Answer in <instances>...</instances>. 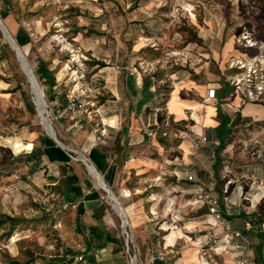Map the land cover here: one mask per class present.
<instances>
[{
  "label": "rangeland",
  "instance_id": "rangeland-1",
  "mask_svg": "<svg viewBox=\"0 0 264 264\" xmlns=\"http://www.w3.org/2000/svg\"><path fill=\"white\" fill-rule=\"evenodd\" d=\"M0 18L18 45L21 29L29 35L30 43L19 47L44 91L48 121L85 176L101 188L110 229L124 244L126 264H142L148 250L154 256L153 237L162 233L160 228H169L160 221L161 211L150 207L154 197H175L182 205L197 199L196 192H181L187 186L195 191L182 180L193 166L204 188L211 187L208 173L218 171L214 179L220 199L240 211L237 223L253 239V247L255 238L264 242V121L237 115L241 119L216 155L222 161L216 167L210 158L211 150L219 148L215 129H205L209 143L190 153L182 145L190 142L188 134L194 138L192 120L173 127L163 143L147 135L156 127L154 95L169 101L186 83L193 82L198 91L216 81L219 56L231 46L240 24L264 38V0H10L9 5L0 0ZM41 63L54 77V87L39 80ZM147 81H152L151 90L143 93ZM133 116L146 139L141 150L124 148L134 150L133 156H141L147 167L140 177L109 188L122 215L81 159L88 158L92 140L124 152L123 127ZM45 128L17 52L0 30V221L12 217L21 223L0 226V264H84L68 258L81 256L89 243L76 210L59 203L49 172L39 167L32 173L35 164L26 158L32 150L24 147L38 134L49 135ZM128 130L130 138L132 124ZM225 209L221 206L224 220ZM203 212L211 218L205 208ZM243 216L257 218L253 231L246 230ZM90 257L85 264H99Z\"/></svg>",
  "mask_w": 264,
  "mask_h": 264
},
{
  "label": "crops",
  "instance_id": "crops-1",
  "mask_svg": "<svg viewBox=\"0 0 264 264\" xmlns=\"http://www.w3.org/2000/svg\"><path fill=\"white\" fill-rule=\"evenodd\" d=\"M230 41L229 45L231 46L224 47V52L219 56L218 64H220L218 65V79L216 81L206 82L204 86H201V88L198 89V91L192 89L194 87L190 84H193V82L186 83L185 87L174 92L168 101L167 106L177 121H186L187 111H196L197 115H199L204 121L203 127L199 128L197 122L193 120L195 123L192 127L194 138L189 137L190 142L184 141L183 143V145H187L189 153L193 150L192 141L198 140L203 135L207 136L205 129H215L217 133V129L221 125V120L218 117L219 111L232 119V121H234L239 114L245 118L264 121V105L248 104L240 113H234L227 106L220 105L218 101H211L205 109L202 107L201 102L206 95L208 85L222 81L221 73L225 62L232 52H234L233 38ZM145 84L146 85L143 87V93L149 89L151 90L150 83L147 81ZM182 91L185 92L186 97L184 98L181 96ZM192 95H195V97L191 98ZM220 95L222 98H225L227 93L223 92L220 93ZM208 107L211 110H208ZM136 113L139 116L141 111L138 109ZM188 116L190 117V115ZM135 119V116H133V118H131L132 122H128V126L123 127L124 138L121 139L120 142L121 145H123L124 152L121 154L114 149L112 150L108 149V147L97 146L94 140L90 141L92 146H90V152L87 159L97 172L100 173L108 187L113 190L117 189L120 184H124L126 180L128 182V179L131 176L136 175L140 177L139 173L142 172L143 168L147 167L144 163V159L141 156H133L134 150H130V148L137 151L141 150V144H143L146 139L140 131L139 123H136L135 125ZM131 124L132 134L129 138L127 136V131H129L128 127H130ZM113 127L112 124L111 128ZM127 137L129 139H127ZM52 142L55 143L49 135L38 134L36 139L33 140L32 143H29V145H33L32 150L41 149L44 151L52 144ZM56 146L60 147L57 144ZM124 146L130 148H127V151H125ZM60 148L65 152V155L70 158L69 162H52L47 156H41L40 158V167H43L45 172H49L48 174L52 179L51 184L53 186H57L60 183L61 178L68 176H75L78 179L69 186L70 189L72 187L70 191L67 193L64 191L62 196L58 194L60 197L59 203L64 204V208L68 207L75 209L78 216H80L79 225L81 226L82 231L85 230L88 234L86 236H88L87 239L90 243L94 241L95 244H91L93 248L92 250L95 251L93 252V256H95V258L97 256L96 261L99 264H126V260H124L125 256L122 252L114 253L111 244H104L105 241H110L109 238L112 239L116 237L110 229L111 227L108 222L109 207L104 201V195L100 191L101 188L96 186L90 178L85 176L80 165L77 163L80 162L78 159H75L64 147ZM183 149L186 151L185 148ZM92 150H94V153L91 155ZM64 157L62 156L58 159L63 160ZM81 162L84 163L82 159ZM136 170L138 173L135 174ZM99 186L102 187L100 184ZM210 189L214 193L213 195L220 200L219 195L221 192L219 189L216 190L215 184H211ZM181 190L183 194L195 192L191 186H187V188ZM227 193L228 192H226V194ZM152 196L155 195L153 194ZM223 199L220 203L222 207L226 208L225 213L227 214V221L232 223L234 227L239 228L236 214H240V211L238 212L235 205L227 206L224 204ZM179 205L182 206V209L179 208L177 210V206ZM150 207L161 211L160 213L165 220L161 219L160 221L166 222V224L163 225L168 226L169 228H160L159 231L163 233V236H161V233L157 237H153V241L157 240V245L154 244V247L157 248V250L152 251L154 256H152L151 251L148 250V252L144 254L146 260L145 262L143 261L142 264H239V252L231 244L222 239L225 233L223 228L203 212V205L196 200H188V202L186 201L185 204L182 205V202L175 197L171 198L162 195L160 197H154L150 201ZM145 226H147L146 223ZM209 232H212L213 237L220 241L217 245L213 244L212 239L208 235ZM116 236L118 238V235ZM168 237H171L170 241L168 240ZM255 241L256 244L253 247L255 261L257 254L256 250L261 243L263 244L264 259V242L262 240L259 241L257 238H255ZM162 244L164 245L163 248L161 246ZM158 252H162L164 259L158 258ZM150 257H152L151 260L147 261Z\"/></svg>",
  "mask_w": 264,
  "mask_h": 264
},
{
  "label": "built area",
  "instance_id": "built-area-1",
  "mask_svg": "<svg viewBox=\"0 0 264 264\" xmlns=\"http://www.w3.org/2000/svg\"><path fill=\"white\" fill-rule=\"evenodd\" d=\"M233 49L234 52L227 58L223 67L222 81L207 87L206 95L202 100L204 109L211 101H218L220 105L227 106L234 113H240L248 104L264 105V38L258 35L257 30L249 29L242 24L234 32ZM223 92L227 93L225 98L220 95ZM194 113V111H187L188 122L190 120L194 122ZM171 117L175 118L167 106L165 119L167 125L170 123ZM154 133L153 130L147 135L153 137ZM164 136H167V133H164ZM187 137L192 138L189 134ZM209 141V138L203 135L198 140L193 141V148L199 151ZM198 174V169L195 166L187 172V180L195 188L196 201L207 207L208 214L216 223L224 225L225 235L222 239L239 252V264H256L252 240L224 220L220 200L199 184ZM227 191L228 185L226 187ZM251 228V224L247 223L246 229L251 230ZM208 235L213 244L217 245L220 242L213 237L211 232ZM158 258L164 259L162 252H158ZM83 259L84 257L81 255L76 258V261L82 262Z\"/></svg>",
  "mask_w": 264,
  "mask_h": 264
},
{
  "label": "trees",
  "instance_id": "trees-1",
  "mask_svg": "<svg viewBox=\"0 0 264 264\" xmlns=\"http://www.w3.org/2000/svg\"><path fill=\"white\" fill-rule=\"evenodd\" d=\"M4 3L9 5L10 4V0H4ZM242 24L239 25L238 28L241 27ZM30 37L29 35H27L26 33H24V31L21 29L19 32H18V37H17V41L19 43V45L21 47L23 46H27L29 43H30ZM37 74H38V77H39V80L40 81H46L48 82V84L52 87H54V77L51 76V73L48 72L45 67L42 65V63L38 66V70H37ZM148 83H150V85L152 84V81H148ZM45 85V84H44ZM146 84H144L145 86ZM154 100L157 99L158 102L156 103V107L154 108V120H155V133H154V138L155 139H159L160 142H164L165 138L168 136V131H170L173 127H175L176 125H178L179 123H183V122H187L186 121H177L175 118L171 117L170 118V123L167 125L165 123V119H166V111H167V104H168V101H165V97L164 96H161L159 94L157 95H154L153 96ZM49 99H51L52 101L55 100V97L54 95H50L49 96ZM218 117L220 118L221 120V125L218 127L217 129V137H216V140L215 142L218 143V150L217 151H214V150H211V160L214 159L213 163L215 164L214 167L217 166V164H220L222 163L221 159H219L217 157L216 159V155H219L221 150L225 149L226 146H227V143H228V138H229V135L231 133V128L234 127L239 121H240V117L237 118V120L235 119L234 121H232V119H230L228 116L224 115L221 111H219L218 113ZM164 133H167V136H164ZM183 134V133H182ZM227 141V142H226ZM203 149V148H202ZM201 149V150H202ZM94 153V150L91 151V155ZM41 156H47L50 161L52 162H56V161H63V162H69L70 161V158L68 156L65 155V152L60 148V147H57L55 143L52 142L51 145L48 146L47 149H45L44 151H42L41 149L40 150H32L29 155L26 157L27 158V161L29 164H35L34 167L32 168V173H34L35 171H38L39 170V167H40V158ZM64 157L63 160L61 159H58L59 157ZM212 166V167H213ZM213 172H209L208 173V176H209V179H211L210 183L211 184H215V179H216V175L218 174V171L215 172L214 170H212ZM186 176L184 179H182L183 181H185L186 183H188L190 185V183L188 182L187 180V173H185ZM213 174V175H212ZM67 175V173H66ZM65 175V176H66ZM215 178V179H214ZM198 179H199V182L200 184L203 186L204 183L201 179V177H199V174H198ZM78 179L75 177V176H68V177H65L64 180L60 181V183L56 186V191L57 193L62 196L65 191V193H67L68 191H70L72 189H70L69 186H71L73 184V182H76ZM227 186V185H226ZM205 188L207 190H209L210 192L211 189L210 187L207 185L205 186ZM229 188V186H228ZM229 190V189H228ZM79 191V190H78ZM80 192V191H79ZM228 192V191H227ZM212 194H214L212 192ZM220 201L222 202V199H220ZM64 206V204H63ZM206 210H207V207H204ZM208 211V210H207ZM80 217V216H79ZM227 217V216H226ZM2 221H0V226H6V225H9V226H16V225H19L21 223L18 222L17 224V219L15 218H12V217H3ZM243 219L244 220V223H245V228H246V224L247 223H250L252 228L251 230L253 231V229L255 228V222L257 221V218H254V219H251L249 217H246V216H243ZM228 220V219H226ZM163 224H166V222H164ZM233 227L234 225L232 223H230ZM235 229L243 232L244 228L241 229V227L239 228H236L234 227ZM251 231V232H252ZM82 233L86 236L88 235L86 233V231H82ZM11 234V232H10ZM9 236V235H8ZM116 238H109L110 241H105L104 244L105 245H109L111 244L112 245V251L114 253H119V252H122V247H123V241L122 239H120L119 237L117 238V236L115 235ZM103 238V237H102ZM249 239H252L251 237H249ZM86 241H89L87 238H86ZM92 243H94V241H92ZM101 243V242H100ZM95 244V243H94ZM93 248H92V245L89 241V243H87V247L85 248V253L82 254V256L84 257L83 259V263H87V256L89 254V256H92L89 258V260L91 261H95L97 262L96 260H94L93 258V252L91 251ZM88 252V253H87ZM123 253V252H122ZM256 262L257 264H264V259H263V244L261 243L259 245V248H257L256 250ZM79 257V256H77ZM77 257H68V258H74V261L76 263H78L76 261V258ZM62 263H65V261H62ZM70 264V263H68Z\"/></svg>",
  "mask_w": 264,
  "mask_h": 264
},
{
  "label": "bare ground",
  "instance_id": "bare-ground-1",
  "mask_svg": "<svg viewBox=\"0 0 264 264\" xmlns=\"http://www.w3.org/2000/svg\"><path fill=\"white\" fill-rule=\"evenodd\" d=\"M0 29H3V28L0 26ZM4 33H5V39H6V41L10 44L11 48L15 52H17V46L18 45H17L15 39L7 31L4 30ZM20 52H22V51H20ZM23 55H24V53H23ZM20 57H21L20 58V61L23 64V67L26 69V71L28 72V75L30 77V84H32V91H33V95H34V102H35V105H36L37 110H38V115H39L42 123L46 126L45 129L48 130V133L50 135H52L53 137H55L56 136V133L54 131V128L49 123L48 118H47L49 116V113L47 111L48 106H47L46 101L44 99L45 96L42 95V92L39 90V87L37 85L36 80L33 79V77H32L33 74L31 73V69H30V67H27V64H26L27 63L26 62V58L23 57L22 55H20ZM208 110H210L209 107H208ZM193 119L197 122V124L199 125V128L203 127L204 121L202 120V118L199 115H197V112L196 111H195V113L193 115ZM54 133H55V135H54ZM15 148L16 149H19L20 146L19 145H16ZM24 148L27 149V150H32L33 149V145L30 144V145L25 146ZM183 148H185L186 151H188L186 144L183 145ZM82 160L86 163V166L88 168V171H89V174L91 175V177L95 178L98 181V183L103 187L104 191L109 194V195L108 194L107 195L109 196L110 200L113 203L116 204V208L118 210H120V212L122 213V215H125L124 212H123V209L118 204L117 199L115 198V196L112 193V191L109 189L108 185L105 183V181L102 178V176L100 175V173H98L97 170L89 163V161H88L87 158L84 157V158H82ZM127 224H128L127 221L124 220V225L127 226Z\"/></svg>",
  "mask_w": 264,
  "mask_h": 264
},
{
  "label": "water",
  "instance_id": "water-1",
  "mask_svg": "<svg viewBox=\"0 0 264 264\" xmlns=\"http://www.w3.org/2000/svg\"><path fill=\"white\" fill-rule=\"evenodd\" d=\"M0 26L3 28V29H0L1 30V32L3 33V35H4V37H5V33H4V30L5 31H7L8 33H9V31L7 30V28L5 27V25L3 24V22H2V19L0 18ZM17 43V42H16ZM18 45V44H17ZM21 51V48L19 47V45L17 46V57H18V59H19V61H20V55H22L23 57H25L24 55H23V53L22 52H20ZM26 58V57H25ZM21 62V61H20ZM26 64H27V67H30L29 66V63H28V61L26 60ZM21 65H22V68H23V71L25 72V74L27 75V77H28V79H29V81H30V77H29V75H28V72L26 71V69L23 67V64L21 63ZM31 69V68H30ZM31 73L33 74V79L34 80H36V82H37V85H38V87H39V90L42 92V95H44V91L42 90V88H41V86H40V84H39V82H38V79H37V77H36V75L34 74V71L31 69ZM31 88H32V84H31ZM34 104H35V102H34ZM36 106V105H35ZM37 112H38V110H37ZM50 135V134H49ZM54 135H55V133H54ZM50 137L54 140V142L58 145V146H60V147H63L62 145H61V142L57 139V137L55 136V137H53L52 135H50Z\"/></svg>",
  "mask_w": 264,
  "mask_h": 264
}]
</instances>
